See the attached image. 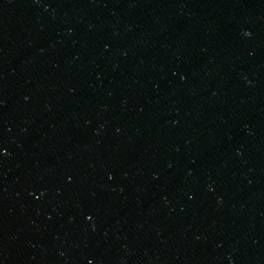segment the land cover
<instances>
[{
	"label": "water",
	"instance_id": "water-1",
	"mask_svg": "<svg viewBox=\"0 0 264 264\" xmlns=\"http://www.w3.org/2000/svg\"><path fill=\"white\" fill-rule=\"evenodd\" d=\"M0 264H264V0H0Z\"/></svg>",
	"mask_w": 264,
	"mask_h": 264
},
{
	"label": "snow or ice",
	"instance_id": "snow-or-ice-1",
	"mask_svg": "<svg viewBox=\"0 0 264 264\" xmlns=\"http://www.w3.org/2000/svg\"><path fill=\"white\" fill-rule=\"evenodd\" d=\"M3 150L2 149H0V152H2ZM89 264H91V262H89Z\"/></svg>",
	"mask_w": 264,
	"mask_h": 264
}]
</instances>
